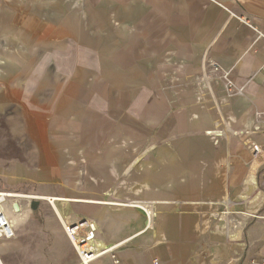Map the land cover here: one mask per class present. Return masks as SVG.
<instances>
[{"label":"crops","instance_id":"obj_1","mask_svg":"<svg viewBox=\"0 0 264 264\" xmlns=\"http://www.w3.org/2000/svg\"><path fill=\"white\" fill-rule=\"evenodd\" d=\"M250 141L264 0H0V192L28 197L3 207L12 264H84L62 223L82 220L108 250L91 264H264Z\"/></svg>","mask_w":264,"mask_h":264},{"label":"built area","instance_id":"obj_2","mask_svg":"<svg viewBox=\"0 0 264 264\" xmlns=\"http://www.w3.org/2000/svg\"><path fill=\"white\" fill-rule=\"evenodd\" d=\"M245 22V21H244ZM247 23V22H246ZM248 24V23H247ZM250 25V24H249ZM251 27V25H250ZM262 38L263 36L259 34ZM213 71L216 73H221V79L225 82L228 91L235 93L237 95L243 94V89L235 86L230 74L227 72H222L217 65H212ZM249 151L254 159L262 156L264 154V149L259 144L250 141L247 144ZM19 191L11 189L9 191L0 192V241H12L15 236V230L11 224L8 214L4 211L3 207L5 205H10L14 214H18L20 211L19 202L22 199L28 198L19 194ZM35 199V197H32ZM138 208H141L146 214V210L142 205L137 204ZM64 230L72 245L84 264H91L97 260L102 255L106 254L107 251H100L96 247L97 240V229L96 226L89 221H77L74 223L64 224ZM154 264H159L158 261H154Z\"/></svg>","mask_w":264,"mask_h":264},{"label":"rangeland","instance_id":"obj_3","mask_svg":"<svg viewBox=\"0 0 264 264\" xmlns=\"http://www.w3.org/2000/svg\"><path fill=\"white\" fill-rule=\"evenodd\" d=\"M0 155H7V156H11L12 155V153L11 152H8V153H5V152H1L0 153ZM26 188L27 187H22V188H20V189H15L16 191H18V190H21V192H23V195H25V191L24 190H26ZM7 191H9V190H7ZM35 200V199H34ZM42 202H44V201H42ZM36 203H38V202H36ZM45 203V202H44ZM47 203V206H50L49 205V202L47 201L46 202ZM52 205V204H51ZM38 204H37V208H38ZM77 222V221H76ZM63 223V226H64V224H69V223H67V222H65V221H63L62 222ZM11 241H9V242H5V241H0V245H2L3 247H6L5 248V252H4V254L2 255V256H0L1 257V260H2V262L3 263H5V264H12V259H11V257L13 256V254H14V250L12 249V247H11ZM10 246V247H9Z\"/></svg>","mask_w":264,"mask_h":264},{"label":"water","instance_id":"obj_4","mask_svg":"<svg viewBox=\"0 0 264 264\" xmlns=\"http://www.w3.org/2000/svg\"><path fill=\"white\" fill-rule=\"evenodd\" d=\"M35 206H37V203H35Z\"/></svg>","mask_w":264,"mask_h":264}]
</instances>
